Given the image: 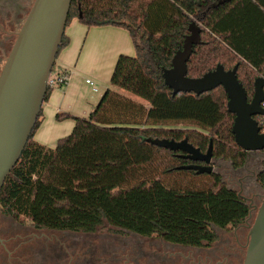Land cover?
Returning a JSON list of instances; mask_svg holds the SVG:
<instances>
[{
  "label": "trees",
  "instance_id": "trees-1",
  "mask_svg": "<svg viewBox=\"0 0 264 264\" xmlns=\"http://www.w3.org/2000/svg\"><path fill=\"white\" fill-rule=\"evenodd\" d=\"M73 18L128 31L134 54L118 56L110 84L142 102L106 88L88 116L57 113L74 124L53 148L33 139L40 108L1 187L0 213L37 229L83 233L105 221L118 232L189 247L209 246L218 239L215 228L242 223L249 207L220 174L180 168L204 163L159 145L186 139L205 152L211 142L213 158L241 167L246 152L234 141L223 87L173 95L163 72L199 30L186 75L237 65L236 77L251 97L264 72V0H71L65 28ZM68 42L63 33L58 52ZM52 89L47 86L43 101ZM183 120L193 124L178 123Z\"/></svg>",
  "mask_w": 264,
  "mask_h": 264
},
{
  "label": "water",
  "instance_id": "water-1",
  "mask_svg": "<svg viewBox=\"0 0 264 264\" xmlns=\"http://www.w3.org/2000/svg\"><path fill=\"white\" fill-rule=\"evenodd\" d=\"M70 4L71 0H34L0 71V190L34 127L47 88V78L65 30ZM198 34L199 30L193 31L185 39L183 48L176 51L171 67L163 72L165 83L173 95L178 92L199 95L222 86L227 96V109L234 114L231 128L234 141L246 152V163L250 154L264 149V135L259 133V127L252 118L255 114L264 115L261 107L264 72L254 79L250 101L236 77L237 65L225 70L217 64L213 70L199 77H188L186 62L192 53V45L199 42ZM159 145L179 149L190 155L193 161L204 163L180 168L197 173H217L211 142L205 152L186 139L178 142L164 140ZM242 264H264V198L249 225Z\"/></svg>",
  "mask_w": 264,
  "mask_h": 264
},
{
  "label": "flooded vegetation",
  "instance_id": "flooded-vegetation-1",
  "mask_svg": "<svg viewBox=\"0 0 264 264\" xmlns=\"http://www.w3.org/2000/svg\"><path fill=\"white\" fill-rule=\"evenodd\" d=\"M33 1L0 0V71ZM252 95H247L248 101ZM260 116H252L257 127ZM263 162V151L253 152L242 167L243 172L250 173L244 179L242 191L254 198L242 195L249 207L247 217L230 230L219 229L222 233L209 246H182L154 237L102 239L98 243L65 241L49 230L0 213V264H242L250 221L264 198V186L259 180ZM242 228L247 233L238 232Z\"/></svg>",
  "mask_w": 264,
  "mask_h": 264
},
{
  "label": "crops",
  "instance_id": "crops-1",
  "mask_svg": "<svg viewBox=\"0 0 264 264\" xmlns=\"http://www.w3.org/2000/svg\"><path fill=\"white\" fill-rule=\"evenodd\" d=\"M69 42L55 58V69L68 73L64 86L53 88L41 104L40 123L33 135L38 143L53 148L68 135L73 120L56 119L57 113L86 117L110 83L119 55H133L134 47L127 30L112 25L87 27L73 18L64 30ZM95 81L96 91L85 82Z\"/></svg>",
  "mask_w": 264,
  "mask_h": 264
},
{
  "label": "rangeland",
  "instance_id": "rangeland-1",
  "mask_svg": "<svg viewBox=\"0 0 264 264\" xmlns=\"http://www.w3.org/2000/svg\"><path fill=\"white\" fill-rule=\"evenodd\" d=\"M95 82V81H94ZM96 83V82H95ZM97 84V83H96ZM107 86H104L106 88H113L115 89L117 92L135 100V101H139L142 102V99L140 97H138L137 95L126 91L124 89H119L116 88L114 86H112L110 83L109 84H105ZM96 86V85H95ZM179 124H193L190 121H178ZM172 124L170 121H165L162 125L166 126V125H170ZM246 161V160H245ZM248 161V160H247ZM252 163V162H251ZM245 164V162H244ZM244 164L240 167L241 169L239 170V168H233L231 163L227 160L221 159V158H214V168L215 171L221 175L222 179L227 183V185L232 188L237 190V192L240 193V195H245V197L249 198L250 200H253V196L251 193L248 194H244V192L242 191V186L245 183V178H247V176L250 174L247 171L243 172L242 167L244 166ZM239 170V171H238ZM247 170H250L249 168ZM256 211L254 212L252 219L250 221V223H252V220L254 218ZM215 230L217 231V234H221L222 230H219V228H215ZM245 228L239 229L238 232L242 231V232H246L247 230L244 231ZM50 233H54L57 234L58 237H62L65 241L68 240H78L80 243L82 242H86V243H90V242H94V243H98L100 240L105 239V240H113V238H124V239H131V240H144L147 239L145 237L139 236V235H135L129 231H121L118 232L116 231V228H114L113 226H111L110 224H108L107 222H102L97 229L93 232V233H83V232H72V231H58V230H49ZM127 236V237H126ZM226 236V235H225ZM154 238H158V237H154ZM160 241H164L160 238H158ZM148 240V239H147Z\"/></svg>",
  "mask_w": 264,
  "mask_h": 264
},
{
  "label": "built area",
  "instance_id": "built-area-1",
  "mask_svg": "<svg viewBox=\"0 0 264 264\" xmlns=\"http://www.w3.org/2000/svg\"><path fill=\"white\" fill-rule=\"evenodd\" d=\"M68 76H69L68 73L64 70L51 71L47 78V86H51L53 88L64 86L68 80ZM85 82L92 87V90L94 91L97 90L93 80L86 78ZM263 92H264V86H263ZM261 107L264 109V99L261 102ZM258 126H259V133L264 135V115H261L260 118L258 119ZM262 151L264 153V149ZM262 170L263 171L261 172V174L264 175V164ZM262 185L264 186V176H263Z\"/></svg>",
  "mask_w": 264,
  "mask_h": 264
}]
</instances>
